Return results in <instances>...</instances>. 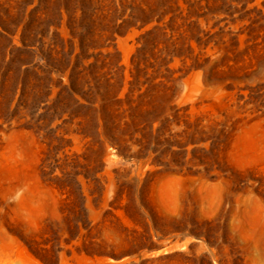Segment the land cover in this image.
<instances>
[{
    "label": "rangeland",
    "instance_id": "374dc122",
    "mask_svg": "<svg viewBox=\"0 0 264 264\" xmlns=\"http://www.w3.org/2000/svg\"><path fill=\"white\" fill-rule=\"evenodd\" d=\"M0 264H264V0H0Z\"/></svg>",
    "mask_w": 264,
    "mask_h": 264
},
{
    "label": "trees",
    "instance_id": "16d2710c",
    "mask_svg": "<svg viewBox=\"0 0 264 264\" xmlns=\"http://www.w3.org/2000/svg\"><path fill=\"white\" fill-rule=\"evenodd\" d=\"M21 42H22L23 49L32 50V44L28 40H26V38L22 37Z\"/></svg>",
    "mask_w": 264,
    "mask_h": 264
}]
</instances>
